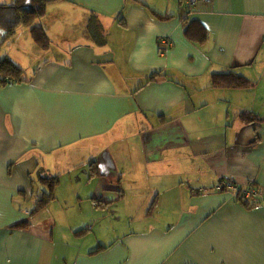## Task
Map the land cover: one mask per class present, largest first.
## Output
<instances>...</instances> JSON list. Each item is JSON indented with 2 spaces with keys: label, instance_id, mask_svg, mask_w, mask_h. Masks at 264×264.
Returning <instances> with one entry per match:
<instances>
[{
  "label": "crops",
  "instance_id": "obj_1",
  "mask_svg": "<svg viewBox=\"0 0 264 264\" xmlns=\"http://www.w3.org/2000/svg\"><path fill=\"white\" fill-rule=\"evenodd\" d=\"M63 2L47 48L0 28L29 80L0 87V264H264V0ZM229 73L257 86L213 85ZM56 176L91 191L34 212ZM194 176L212 187L168 203Z\"/></svg>",
  "mask_w": 264,
  "mask_h": 264
},
{
  "label": "trees",
  "instance_id": "obj_2",
  "mask_svg": "<svg viewBox=\"0 0 264 264\" xmlns=\"http://www.w3.org/2000/svg\"><path fill=\"white\" fill-rule=\"evenodd\" d=\"M60 1L64 0H14L11 4H0V28L6 34L4 36L5 39L9 40V38L14 37L17 30L24 27L30 32L34 42L41 48H47L50 42L40 21L46 15L48 7ZM23 82L27 83L29 80L27 79L26 72L19 65L14 63L10 58H4L0 61V87L11 83L21 84ZM212 82L216 88L251 89L257 86L256 82L234 73L214 74ZM239 117L244 122H255L258 120V115L249 112H244ZM59 183V176L48 179L47 186L50 187V190L37 201L34 212L40 211L51 201L55 200V191ZM230 184L236 186L232 180ZM243 188L238 187L235 190L237 192L239 190L240 193Z\"/></svg>",
  "mask_w": 264,
  "mask_h": 264
},
{
  "label": "rangeland",
  "instance_id": "obj_3",
  "mask_svg": "<svg viewBox=\"0 0 264 264\" xmlns=\"http://www.w3.org/2000/svg\"><path fill=\"white\" fill-rule=\"evenodd\" d=\"M6 0H0V3H5ZM62 2V3H60ZM60 2H57V3H54V4H51L50 5V8H54V14H74L75 12V7L72 5V9L68 10L67 7H66V3H64L63 1H60ZM62 4H65V7L66 9H63V8H60L58 6L62 5ZM58 7V8H57ZM45 18V16L41 19V21ZM13 53V51H12ZM16 53V52H15ZM18 54V53H17ZM29 55H32L31 53L28 52ZM21 57L22 61H24V59L22 58V56H19ZM30 62L29 58H26V64H28ZM199 176H194L193 178H182L180 180V182H182V184L179 186V187H171V186H168L166 185V182L165 181V191L166 193L168 192H172L174 193L173 195H166V200L168 201V203L170 204H184V202H187V198L189 197V193H190V190L192 189H197L200 187V190L203 191V190H208L210 189L212 186H208L207 189H205L204 187H206L205 185H207L206 182H210L211 181V178H198ZM226 182L230 181V180H225ZM221 182H223L222 180L220 182L217 183L216 187H219L221 185ZM247 185V184H246ZM160 188L162 187V185H160ZM48 191L50 190V187L48 186ZM64 188V189H63ZM76 189L79 190V191H83V193H88L91 191L90 187H89V184H84V183H80V184H73L71 183V180L69 177H66L65 179H62L60 180V183L58 184L57 186V189L55 192H58L57 193V198H60L59 201H62L63 197L65 196V192L62 193L61 195V192L64 190L68 193V197L69 198H72V197H75L77 196L76 194ZM61 195V196H60ZM242 198V196H240ZM243 199V198H242ZM165 213L167 212H162V214L165 215ZM56 219H61V217L56 214V213H52ZM178 214L179 212L177 211H174L173 214H172V217L173 219H177L178 218ZM124 229V230H123ZM121 228L120 231H125V230H128L129 231H135L137 228H128V227H125V228ZM141 229V228H139Z\"/></svg>",
  "mask_w": 264,
  "mask_h": 264
},
{
  "label": "built area",
  "instance_id": "obj_4",
  "mask_svg": "<svg viewBox=\"0 0 264 264\" xmlns=\"http://www.w3.org/2000/svg\"><path fill=\"white\" fill-rule=\"evenodd\" d=\"M184 1L190 12L191 10H193V8L196 6L198 2L204 1V3H207V4L212 3V0H184ZM166 43H168V41H166ZM220 188H226V189H231V190L235 189V187L232 184L227 183L226 181H223V183L221 184L220 187H218V189ZM239 194L240 196H243L242 197L243 199H249L253 196L262 194V189L258 187L255 182L249 181L247 185L244 186L243 190L240 191Z\"/></svg>",
  "mask_w": 264,
  "mask_h": 264
},
{
  "label": "bare ground",
  "instance_id": "obj_5",
  "mask_svg": "<svg viewBox=\"0 0 264 264\" xmlns=\"http://www.w3.org/2000/svg\"><path fill=\"white\" fill-rule=\"evenodd\" d=\"M190 14V13H189ZM230 180L227 183H230L232 179H228ZM263 198V194L257 195V196H253L249 199H241V201H243L245 204H253L252 209L256 208L254 206H257L256 203H261V200Z\"/></svg>",
  "mask_w": 264,
  "mask_h": 264
},
{
  "label": "water",
  "instance_id": "obj_6",
  "mask_svg": "<svg viewBox=\"0 0 264 264\" xmlns=\"http://www.w3.org/2000/svg\"><path fill=\"white\" fill-rule=\"evenodd\" d=\"M243 197V196H242Z\"/></svg>",
  "mask_w": 264,
  "mask_h": 264
}]
</instances>
